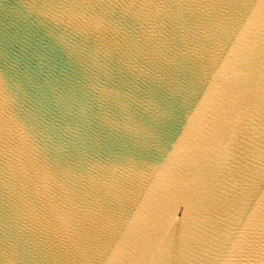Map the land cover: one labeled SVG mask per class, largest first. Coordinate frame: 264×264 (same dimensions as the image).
Here are the masks:
<instances>
[{"label":"water","instance_id":"water-1","mask_svg":"<svg viewBox=\"0 0 264 264\" xmlns=\"http://www.w3.org/2000/svg\"><path fill=\"white\" fill-rule=\"evenodd\" d=\"M0 264H264V0H0Z\"/></svg>","mask_w":264,"mask_h":264}]
</instances>
